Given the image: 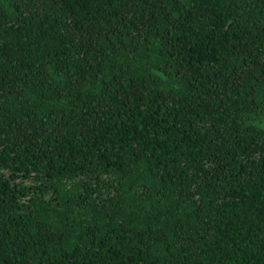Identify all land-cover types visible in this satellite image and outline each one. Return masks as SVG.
Returning <instances> with one entry per match:
<instances>
[{
	"label": "trees",
	"instance_id": "16d2710c",
	"mask_svg": "<svg viewBox=\"0 0 264 264\" xmlns=\"http://www.w3.org/2000/svg\"><path fill=\"white\" fill-rule=\"evenodd\" d=\"M0 264H264V0H0Z\"/></svg>",
	"mask_w": 264,
	"mask_h": 264
}]
</instances>
